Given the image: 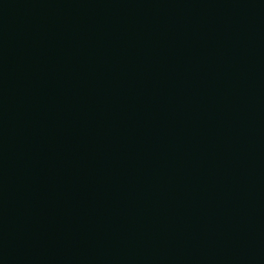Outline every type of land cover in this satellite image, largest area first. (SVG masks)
I'll list each match as a JSON object with an SVG mask.
<instances>
[{
    "label": "water",
    "instance_id": "95a60500",
    "mask_svg": "<svg viewBox=\"0 0 264 264\" xmlns=\"http://www.w3.org/2000/svg\"><path fill=\"white\" fill-rule=\"evenodd\" d=\"M0 264H264V0H0Z\"/></svg>",
    "mask_w": 264,
    "mask_h": 264
}]
</instances>
